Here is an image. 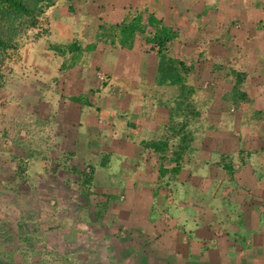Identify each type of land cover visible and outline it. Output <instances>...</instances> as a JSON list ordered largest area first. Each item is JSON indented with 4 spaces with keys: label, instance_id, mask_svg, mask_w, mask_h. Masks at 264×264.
<instances>
[{
    "label": "crops",
    "instance_id": "1",
    "mask_svg": "<svg viewBox=\"0 0 264 264\" xmlns=\"http://www.w3.org/2000/svg\"><path fill=\"white\" fill-rule=\"evenodd\" d=\"M53 2L42 23L23 37L15 51L17 59L13 64V79L21 86L18 92L20 98L17 97L22 104L32 106V114L37 121L43 120L49 124V136L56 140L59 149L55 154L72 157L66 163L70 167H65L87 163L95 168V175L91 185H84L79 179L59 176V163H41L43 182L57 191L54 188L41 191V195L48 191L53 201H50L51 206L47 201L45 203L50 209L40 210L41 213L32 212L39 220L36 228H41V232L48 237H54L65 230L61 226V219H74L78 215L79 210L73 206H68L69 211L60 208L57 200H63L64 195L67 202L85 206L91 223L89 238L87 233H81L83 237L77 238L74 245L80 241L81 245L89 247L99 242L107 249L125 251L127 258L121 264H218L215 260L220 256L230 257L219 264H264V175L260 178L258 173V167L264 165L258 166V162L253 161L241 168L240 180L237 182L235 179L233 183L228 181L229 187L225 189L226 192L232 189L236 192H232L234 195L230 199L233 204L228 205L224 197L210 200L211 204L204 209L207 221H203L200 215L197 218L199 222H196L197 219L188 217L186 211L192 205L188 196L193 194L194 184H200L198 175L210 174V168L205 163L215 155L201 151L205 136L215 134L231 140L233 145L230 151L234 157L240 149L263 152L264 0ZM135 15H141L145 23L149 16H153L177 34L169 44L171 55L192 69V83L198 81L196 86L199 84L201 90L209 89L211 93L231 90L230 79L228 84L220 74H207L214 65L230 62L232 68L247 76L243 88L249 97V104L243 105V111L248 109L246 125L236 124L237 120L241 121L243 111L238 113L234 106L229 107L218 98L210 102L212 108L200 104L204 106L201 110H208V113L202 119L201 129L194 133L197 138L195 143L191 144L200 151L191 155V160L185 163L184 171L180 174L185 180L180 184L179 192L187 197L181 204L171 193L163 195L159 192L160 182L152 172L158 166L157 159L140 144L153 137L157 127L164 125L169 116L168 110L147 100V91L159 87L155 84L156 55L146 51L140 37H137L131 51L105 45L97 38L99 25H120ZM47 41L55 45L76 41L85 51L78 64L63 70V59L49 49ZM99 75L108 79L104 87L101 84L105 80L99 81ZM22 92L27 96L26 101ZM79 95L85 97V103L89 106L69 100ZM121 117L126 118L125 127L115 126L121 125ZM210 119L214 120L217 130H207ZM120 128L123 129L121 133L126 134L127 142L121 140ZM114 137L116 141H109ZM133 147L138 148L132 150ZM141 147L142 150L136 154ZM224 147L229 149L226 144ZM99 154L110 155L104 170L96 166ZM55 158L59 159L57 156ZM141 164L147 167L141 168ZM234 164V169L240 167L239 160L237 166ZM196 167H200L198 173L191 176L186 174L185 171L190 169L194 172ZM56 168L58 171L54 172ZM77 169L81 170L80 167ZM100 171L120 179V188L113 191V195L109 196L103 193L105 190L96 187L95 177L99 176ZM213 173L220 178V185L229 179L218 170L213 169ZM143 174L146 178L141 177ZM145 199L153 201V205L148 204L142 213L139 203ZM165 205L169 206L167 214L162 211ZM212 213L213 219L209 216ZM172 215H177L183 223L172 222L176 221ZM50 217L53 219L48 223ZM202 227L214 231L219 242L198 235ZM31 228H35L34 221ZM71 232L75 235L74 230ZM162 235H169V238L172 235L174 243L165 241ZM225 236L229 241L236 240V244L222 253V250L218 251V245ZM62 243L65 248L59 243L56 251L70 250L66 254L60 252L67 264L73 251L69 249L70 244ZM212 250H217L216 257L209 254ZM35 260L45 262L43 259Z\"/></svg>",
    "mask_w": 264,
    "mask_h": 264
},
{
    "label": "trees",
    "instance_id": "2",
    "mask_svg": "<svg viewBox=\"0 0 264 264\" xmlns=\"http://www.w3.org/2000/svg\"><path fill=\"white\" fill-rule=\"evenodd\" d=\"M53 3V0H0V88L4 87L5 73L3 68L10 60L11 52L17 51L23 37L29 31L39 26L40 20L43 18L46 11L53 6ZM98 30L99 34L97 38L100 42L113 48H120L128 51L134 49L137 37H140L141 43L144 45L146 51L155 54L158 59L156 68L157 82L155 84L160 87L150 88L149 91L157 94L161 93L163 90H173V98H171V100L166 103L164 101L158 102L159 105L168 109V120L164 125L157 127L153 137L147 141H141L140 144L145 150L150 151L157 159V180L165 183L166 190H168L167 194L171 193V195H174L179 200L178 203L181 204V202L183 203L185 201L183 199L187 197L179 192L180 184L185 180L180 174L184 171L185 163L191 160V155L200 151V149H194L191 144L195 143L197 138L194 137V133L197 132L196 130L201 129L200 125L202 124V119L208 113V110H201L204 106L197 104L198 102L193 99L196 92L201 90V86L199 84V87L196 86L198 81L194 84L192 83V69L187 66L184 61L171 55L169 44L177 37V34L171 28L165 26L162 21L155 19L153 16H149L148 21L145 23L141 15H135L131 19L127 18L120 25L113 26L101 24ZM47 42L49 49L53 51L56 56H60L63 59L61 63V68L63 70L78 64L85 51L80 43L76 41L69 42L65 45H55L51 44L49 41ZM227 69L229 70L226 74ZM207 74L209 76L213 74H226L230 77L231 90L226 93L225 98L228 100H225L228 105L234 106V108L238 109V113H241L243 107L249 104V97L243 91L247 78L246 74L221 64L214 65ZM107 81L108 79L103 76L101 79V86L104 87ZM69 100L81 105H88L85 103V97L81 95L70 97ZM239 123L240 122L237 120L236 124L238 125ZM207 130H217L214 120H209ZM202 142L203 148L201 151L210 152V154L215 153V155L209 157L205 163L210 168L208 172L210 174L207 176L198 175L200 184H194L192 189L194 195L188 196L191 198L192 205L188 207L186 211L189 214L188 217L191 216V218L197 219L201 215L203 221H207V219H205L206 215L204 214V209L211 203L210 200L222 199L224 197L228 205L233 204L230 199H232L231 197L236 192L233 191V189L229 192L225 191L230 184L228 181H232L231 183H233L236 179L238 182V180H240L239 172L241 168L249 166L248 164L253 161H257L258 166H263L264 149L262 153H257L250 149H240L236 156L240 162V167L234 169V154L230 151L233 145L231 140L215 134H210L209 136H205ZM200 144L198 148L201 147ZM224 144H226L229 149L225 147L222 148ZM31 153L32 152L27 153L29 158H32ZM18 154L19 153L15 154L9 152L12 164L17 162L13 176L24 178L25 161L23 158L20 159V155L18 156ZM69 158L70 157H66V159ZM109 160L110 155L105 154L100 162L99 168L103 169L107 167ZM88 169V172H85V169L78 170L77 168H73L71 171L77 172V177L82 184L91 185L95 175V168L88 166ZM199 169L200 167H196L194 172L190 169L185 172L188 176H191V174L198 173L197 171ZM213 169L220 171L229 179L220 185V178L217 174L213 173ZM57 171L58 168L54 170V172ZM258 173L261 178L264 175V167H258ZM204 193H209L208 196H210L211 199ZM212 193L213 195L211 196ZM168 197L169 196L166 198L168 199ZM209 216L213 219V213ZM196 222H199V220L197 219ZM198 235H203L207 239L219 242L214 231L207 227H202L198 231ZM161 237H164V240L169 241L171 244L175 241L172 235L170 238L169 235H162ZM161 243L163 244L164 242L162 241ZM220 243L221 245H218V251L221 252L222 250V253H224L228 248L234 247L236 240L233 239L229 241L228 236H225L223 242ZM217 253V250L209 251V254L215 257ZM225 255H227V253ZM229 257L230 256H223L221 258L220 256L219 259L217 258L215 261L219 264V262L225 261V259Z\"/></svg>",
    "mask_w": 264,
    "mask_h": 264
},
{
    "label": "rangeland",
    "instance_id": "3",
    "mask_svg": "<svg viewBox=\"0 0 264 264\" xmlns=\"http://www.w3.org/2000/svg\"><path fill=\"white\" fill-rule=\"evenodd\" d=\"M43 16L42 19H44ZM42 19L40 23H42ZM17 59L16 52H11L10 60L6 63L3 68L5 73L4 87L0 88V264H38L39 262L35 260L43 259L45 262L39 264H66V261L63 260L62 254H66L69 251L65 249L56 251L58 244H62L63 241L71 245L69 249L72 248L73 253L70 255L71 260H67V264H121L127 258L125 251L118 250L116 248L107 249L103 244L97 243L92 244V246H83L80 241H77V245H74L73 242L77 238H81V233H87V238H89V225L90 220L85 213L83 205L79 203H74L66 201L65 196L63 195V200L61 199L58 204L63 210L69 211L68 206H73L79 210L78 215L73 219L63 218L61 219V226L65 228L64 231L58 233L57 235L48 237L47 234L41 232V228H36L39 220L33 216L32 212L37 211L41 213L40 210L50 209L46 206V201L51 206L50 201H53L52 196H49V192L46 191L45 194L41 195V191H45V188H54V191H57L52 185H48L43 182L44 178V169L41 166V163L46 162V164L55 162L59 163L60 171L59 176L71 177L72 180H77V172H72L73 168H78L84 170L85 172L89 171L87 163H76V165L71 164V168L66 169L65 166L67 162L72 160V157L66 159L64 155L55 154L59 151L56 140L49 135V124L43 120L37 121L35 116L32 114V106H28L25 103H21L18 96L20 87L13 79V64ZM226 67H231L230 62L225 65ZM40 68V67H39ZM227 72L226 74L228 73ZM221 75L224 82L229 84L230 77L228 75ZM34 75V74H33ZM32 75V77H33ZM151 76V75H150ZM38 75H36V78ZM99 81L103 78L102 75H99ZM102 87V86H101ZM160 87V86H159ZM210 88L214 89L215 87L209 85ZM224 90V89H223ZM220 90L218 92H213L208 90H198L194 95V100L197 101V104H202L207 108H212L211 101L213 98H218L220 101L225 102L226 93L229 91ZM22 97L26 101L27 96L25 92H22ZM19 98H18V97ZM173 96V90H163L161 93H152L149 90L147 91V100L150 99L153 104L159 106V101H164L165 103ZM154 97V98H152ZM228 100V99H227ZM19 102L22 104L18 105ZM232 105H229L231 107ZM124 110H129L126 107H123ZM168 110L167 108H165ZM238 110L237 108H234ZM234 110V111H236ZM247 110L243 111L240 126L246 125L247 122L245 119L248 117ZM127 116V115H125ZM121 125L115 124V126H124L125 119L122 118ZM128 122L129 116H128ZM129 125L127 124V127ZM132 128V127H131ZM193 128V127H192ZM120 138L123 142H127L126 134L121 133L123 129H119ZM110 140H115L116 138H110ZM136 142V139L134 140ZM120 145H118L119 147ZM126 145L123 147L125 152ZM138 148V147H137ZM137 148H132L136 150ZM142 150V147L136 151V154ZM9 152L19 153L18 156L23 158L25 161V172L24 178L19 176H13L15 171V164H12V159L9 157ZM32 152V158L27 156V153ZM105 154H99L98 164ZM59 157L56 159L55 157ZM94 159V155H92ZM9 163V164H8ZM233 163L238 165V158L235 156ZM167 166V164H166ZM165 166V167H166ZM141 168H146L147 166L141 164ZM157 169L152 170L154 173L153 176L157 177ZM12 174V175H11ZM47 174V173H46ZM141 177L146 178L145 174ZM96 187L105 190L103 193H108V195H113L117 188L119 187L120 179L118 177H113L111 174H107L105 171H100L99 176L95 177ZM159 192H162L163 195L168 193L166 190L165 183H159ZM70 190V189H69ZM151 195H153L151 193ZM153 200V198H151ZM145 199L143 202L139 203L141 211L143 213L146 210L148 204L153 205V201ZM211 204V203H210ZM169 206L165 205L162 207L164 214H167ZM179 215V212L177 213ZM54 217V215H52ZM73 217V216H72ZM176 219L172 222L181 225L183 222L178 216L172 215ZM51 219L48 218V223L51 222ZM34 221L35 228H31L32 222ZM75 231V235L71 231ZM44 231V230H42ZM187 233L188 231L184 229ZM243 232V230H241ZM31 232H33L31 234ZM67 232H70L69 234ZM95 241V239H92ZM91 240V241H92ZM59 241V242H58ZM95 243V242H94ZM83 246V248H82ZM65 248V246H63ZM61 252V253H60ZM132 252V251H131ZM61 254V255H60ZM36 261L37 263H34ZM236 264V263H234Z\"/></svg>",
    "mask_w": 264,
    "mask_h": 264
}]
</instances>
